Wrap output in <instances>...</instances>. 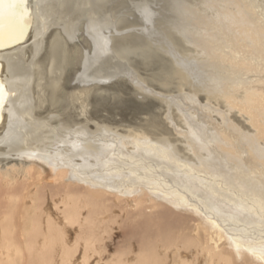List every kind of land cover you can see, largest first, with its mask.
<instances>
[{"label":"bare ground","instance_id":"6f19581e","mask_svg":"<svg viewBox=\"0 0 264 264\" xmlns=\"http://www.w3.org/2000/svg\"><path fill=\"white\" fill-rule=\"evenodd\" d=\"M263 1L251 3V15L233 0L181 9L192 13L183 30L201 33L195 41L227 76L210 80L197 65L186 68L194 87L219 99L200 149L178 121L169 129L174 148L146 132L116 140L67 130L51 108L74 100L83 115L80 94L89 91L157 94L131 83L125 65L151 73L171 58L150 39L161 0H0V264H264ZM99 48L111 71L77 84L68 66ZM141 57L145 64L135 66ZM115 207L134 224L126 235L137 247L128 242L111 256L103 235Z\"/></svg>","mask_w":264,"mask_h":264},{"label":"rangeland","instance_id":"374dc122","mask_svg":"<svg viewBox=\"0 0 264 264\" xmlns=\"http://www.w3.org/2000/svg\"><path fill=\"white\" fill-rule=\"evenodd\" d=\"M193 1L195 0H161L160 6L163 12V16L161 17V19H159V21H157V23L153 22L152 24L151 22L150 24V20L148 22L151 28H153V30L155 31V33H153V35H151L150 37L152 46L157 49L159 47L160 51H162L166 55L168 54L166 56L167 58L168 57L171 58L166 59L165 62L161 64V66L158 63L159 67L157 68L153 67L155 72L153 71L151 73H147L143 69L141 70V68L139 69V68H134L131 65L130 66L125 65V69L127 70L128 75H130L131 78H133L131 83H137L139 81L138 83L140 85L144 87L149 86L150 88L154 89L157 92V94H155L154 96H149V97L146 96L145 98H142V94L137 95L131 90L125 91L126 93H123L121 91L119 92L109 91V93L107 92L97 93L90 91L83 92L80 94V98H81L80 100L85 105L84 108L85 112L83 115L77 114V110H78L77 103L74 100L71 101L70 107L67 109L66 107H64L63 104L57 102H54L51 105V108L53 110L55 109L54 110L55 115H58L57 117L59 118L61 125L67 130L80 129L89 136L99 135L100 133L105 132L108 133L111 137L115 138L116 140H122L124 137H129V132L131 131L133 132L136 131L135 133H138V131L139 133L146 132V136L150 137L151 140L158 141L160 144H164V143H166V145L172 144L175 148V146L177 147L178 145L174 142L169 129L174 128L172 126H174L176 121H178L184 125L183 129L186 130V134L189 136V139L195 144L198 143L197 144L199 145L198 147H200V149H203V146H205L202 143L204 138L203 137L200 138V137L205 135L204 129L206 128L207 126L206 124L208 123V121L211 120L213 117H215V113L212 111L210 105L213 106V103L214 102L216 103L217 100L219 99L216 96L215 92L200 87V84L197 85L194 84L195 85L194 87L190 83L189 80L190 78L189 79L187 78V74L189 75L188 73L189 71L186 68L189 67L190 65H195V66L197 65L198 67L196 68L197 70L199 69L198 70L199 72H203V71L204 72L207 71V73L209 72L210 80H213L214 78L219 80L220 78L224 77L223 78L224 81L227 76L225 77V74L222 72L221 68L219 69L217 66H215L216 68L214 67V65L219 64V60L214 56V54L205 53L203 49H201L199 44L195 41L198 40L199 37H201V33H198V31L196 30L193 32L191 31L185 32L183 30L184 25L182 24L183 22L182 19L183 18L185 19V17H187L186 16L187 14L190 15L192 13L188 10H183L184 12L182 14L181 9L183 8L184 4H188ZM201 1L202 4L205 5L206 2H208V0H201ZM251 1L252 0H233V3H235L234 5H241L243 9L244 7L246 8L248 7L249 11L247 10L246 12H249V14L251 15L253 10V9L251 10V6H252L251 3L253 2L256 5L254 0L252 2ZM258 7L260 6L258 5ZM255 10L259 11L258 8H256ZM199 14H202V12H199L198 16ZM168 17L170 18V20H167L169 19ZM211 17L214 18L215 14L209 16V18L212 20ZM179 25L180 28L178 27ZM134 27L138 28L139 26H134ZM176 37H180V42H179L180 45L174 44L172 48L173 50L170 48L168 49V46H170L171 44H167V43H169L171 40H174ZM175 48L176 51H174ZM91 52H92L91 54H87V55L85 54V56H83L81 61L78 62L76 60L74 63H72L71 66H68V69L71 70L72 73L73 72L75 73L74 81L77 84L88 85L94 82H100L102 79L105 78L104 75H106L108 72L111 71L108 70L109 67L103 68L101 62H104L106 60L103 58L102 54H100V52H102L100 51V48L98 50L92 49ZM172 54L176 55L175 57L177 59H174ZM95 58L96 59L99 58V60H96ZM135 61L136 64L134 65L137 67H141L142 64H145L146 62V60H144L143 57H141L138 60L136 59ZM98 65H100V67ZM174 67L177 68V72L181 71L180 72L181 74L178 73V76L170 74V71H173ZM142 68H145V66L143 65ZM100 72H102V75L103 74L104 75L102 76ZM98 75L101 76L99 77ZM255 75L257 76L259 74L253 72L249 76L253 78ZM211 76H214V78H211ZM177 77H182V78H177ZM142 82H144L145 85H143ZM116 86L120 87V83H118ZM136 88L139 89L142 93H146L147 91L146 89H140L139 87ZM197 106L201 110H198ZM149 119H154L156 123H161L162 125H165L166 129L165 127H163L162 130L151 129V126L148 125L149 123L147 122L149 121ZM145 122L148 124H146ZM144 126L147 129H145ZM136 129H143V130H136ZM195 140L196 142H194ZM203 142H205V140ZM253 143L257 145L255 141H253L250 144L253 145ZM256 145H253V147ZM235 162H238L239 164L241 163V161L239 160L237 161V159ZM85 211L87 210L83 209L82 212L84 213ZM118 211H120V214ZM114 214H116L114 221L111 219L108 223L109 227H111L109 228L110 229L109 233L103 235L104 237L103 243L105 245V250H106L105 255L109 254L111 256H114L115 254H117L118 251L122 250L123 247L129 244L128 242H130V246L133 249L137 247V243L134 239L130 240L127 238L126 233H128L130 229L134 228V224L131 223L130 219L125 218L126 213L124 212V209H119L118 207H115L113 208L112 211L108 212L109 216ZM74 230L75 228H72V230L69 233L70 239H73L72 235L74 233ZM157 252L161 253L162 255L161 249H158ZM183 254L184 253H180L181 256H183ZM187 256L188 255L184 257L186 258ZM187 258L189 260L191 259V257L189 256ZM168 261L169 259H167L165 263H167Z\"/></svg>","mask_w":264,"mask_h":264}]
</instances>
